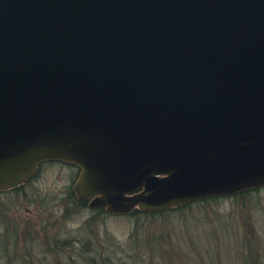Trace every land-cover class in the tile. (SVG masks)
<instances>
[{
	"label": "water",
	"instance_id": "95a60500",
	"mask_svg": "<svg viewBox=\"0 0 264 264\" xmlns=\"http://www.w3.org/2000/svg\"><path fill=\"white\" fill-rule=\"evenodd\" d=\"M48 160L112 215L264 187V0H0V191Z\"/></svg>",
	"mask_w": 264,
	"mask_h": 264
},
{
	"label": "rangeland",
	"instance_id": "374dc122",
	"mask_svg": "<svg viewBox=\"0 0 264 264\" xmlns=\"http://www.w3.org/2000/svg\"><path fill=\"white\" fill-rule=\"evenodd\" d=\"M76 171L75 166L50 161L20 193L0 195V264L64 262L63 254L58 256L52 249L49 252L51 242L57 239L62 245L68 238L79 248L92 237L109 246V253L114 251L113 257L119 262L133 264L135 248L144 258L149 256L142 243L150 234L158 238L168 235L164 242L169 243L165 247L171 252L172 241L179 248V256H170L167 264H245L239 238L246 214L253 218L263 239L264 258V187L246 196L227 195L207 203L194 202L150 220L153 217L140 213L109 215L75 204L69 192ZM150 262L147 258L141 261ZM164 263L165 259L157 255L154 264Z\"/></svg>",
	"mask_w": 264,
	"mask_h": 264
},
{
	"label": "trees",
	"instance_id": "16d2710c",
	"mask_svg": "<svg viewBox=\"0 0 264 264\" xmlns=\"http://www.w3.org/2000/svg\"><path fill=\"white\" fill-rule=\"evenodd\" d=\"M258 189V188H256ZM255 190V189H252ZM252 190H247L241 193H237L234 195L237 196H246L249 194ZM69 196L73 199L75 204L84 206L82 201L78 200L75 195L72 193V191L69 192ZM219 196L215 197H208L204 199H199L195 200L191 203H189L186 206L175 208V209H164V210H159V211H154V212H141L139 210H135L132 214L140 213L143 215H146L147 217H150L154 220L157 218V215H164L166 213H169L170 211L173 210H178V209H183L184 207H188L192 205V203H207L211 199H218ZM243 230L242 235L239 238V251L242 253H245L244 258H245V264H264V258L262 252V243L263 239L262 237L259 236L258 234V229L256 227L255 221L253 218L249 215L246 214V218L243 221L242 224ZM154 236V237H153ZM163 238H158L156 234H150L147 236V241L145 240L142 245L145 246L144 250L147 249V252L149 251V256H147V261L150 263L146 264H154L155 258L157 255H160L162 258L165 259V263L167 264V260L171 257L179 256V254H176L180 252L179 248L176 246H173V241L171 242V247H173L172 252L171 250H167L168 248L165 247V245L169 244L164 241H167L168 235H162ZM163 239V240H162ZM84 241H87L84 243ZM81 244V246L76 247L75 246V241L70 240V239H65L64 242L59 243V241L56 239L54 242H51L53 245V248H50L49 252L52 250L56 251V255H64V262L65 264H77L76 262H85V264H132V262H119L113 257V254L115 253L114 251L112 252L113 254H110L108 249L109 246L107 245H102L99 244L98 239L96 238H90L89 240H84ZM146 251V250H145ZM144 251V252H145ZM146 253V252H145ZM147 254V253H146ZM83 259L82 261L78 260L76 256ZM132 259L134 260L133 264H143L141 261H145L146 258H144L143 253L140 252V249H134V252L132 254ZM174 264L175 262H171L170 264ZM57 264V263H54ZM80 264V263H79Z\"/></svg>",
	"mask_w": 264,
	"mask_h": 264
},
{
	"label": "flooded vegetation",
	"instance_id": "af4514ba",
	"mask_svg": "<svg viewBox=\"0 0 264 264\" xmlns=\"http://www.w3.org/2000/svg\"><path fill=\"white\" fill-rule=\"evenodd\" d=\"M50 161H58V162H62V163H65V164H68V163H66V162H63V161H59V160H48V161H43V162H41L40 164H39V169H38V171L28 180V181H26L23 185H21V186H19V187H15V188H11V189H7V190H3V191H0V195H3V194H5V193H9V192H18V193H20L23 189H24V187L28 184V183H30V182H32L33 180H35L38 176H39V174H40V172H41V170L43 169V165L45 164V163H48V162H50ZM68 165H72V166H75L76 167V169H77V171H76V175H75V180L77 179V177H78V175H79V172H80V168L77 166V165H73V164H68ZM75 182V181H74ZM73 182V183H74ZM70 191H72V193L75 195V197L78 199V200H80V201H82V203H83V205H86V206H89V200H81V199H79L77 196H76V194L73 192V189H72V187H71V190ZM90 207V206H89ZM91 208V207H90ZM92 210H95V211H98V213L100 212V213H106V214H109V213H107L106 211H105V209L104 208H101V207H99V208H92ZM109 215H112V214H109ZM47 249H49V248H47ZM50 250V249H49ZM53 252H55V250H53ZM64 256V255H63ZM57 264H64V262H60V263H57Z\"/></svg>",
	"mask_w": 264,
	"mask_h": 264
}]
</instances>
